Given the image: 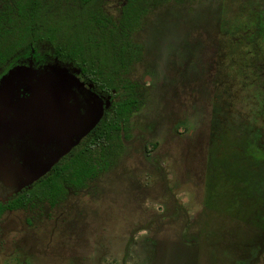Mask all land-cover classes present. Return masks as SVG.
Returning a JSON list of instances; mask_svg holds the SVG:
<instances>
[{
	"label": "rangeland",
	"instance_id": "374dc122",
	"mask_svg": "<svg viewBox=\"0 0 264 264\" xmlns=\"http://www.w3.org/2000/svg\"><path fill=\"white\" fill-rule=\"evenodd\" d=\"M125 1L102 0L103 9L118 21ZM134 40L147 49L146 56L126 78L141 82L148 73L154 84L140 85L144 105L130 119L132 139L109 176L102 175L79 195L88 207L82 205L77 217L73 212L62 216L72 232L76 219L95 210L96 223L86 230L89 239L67 241L51 228L41 230L42 223L30 218L44 219L48 207L35 200L31 211L3 221L9 228L6 224L0 240V264H264V0H169L144 17ZM52 52L42 44L8 65L12 72L1 73L0 82L14 74L0 84L3 107H15L21 115L17 106L27 93H16L30 80L70 90L81 106L91 112L97 108L90 95L76 93L66 65L37 69L53 61ZM175 102H182L183 109L173 108ZM25 105L23 119L31 115L43 123L52 115L41 104ZM177 123L176 128L186 129L179 137L171 132ZM4 130L9 129L0 123V142H6L0 181L27 168L34 149L27 138L21 147L11 140V131L34 136L28 121ZM168 130L178 145L171 153ZM207 140L214 151L209 160L203 148ZM141 144L149 145L150 160L136 147ZM138 160L145 167L136 175L135 188L130 176L137 169L129 168H138ZM102 232L107 243L101 244Z\"/></svg>",
	"mask_w": 264,
	"mask_h": 264
},
{
	"label": "trees",
	"instance_id": "16d2710c",
	"mask_svg": "<svg viewBox=\"0 0 264 264\" xmlns=\"http://www.w3.org/2000/svg\"><path fill=\"white\" fill-rule=\"evenodd\" d=\"M99 1L1 0L0 71L29 49L49 44L59 59L79 68L82 80L92 82L102 93L116 92L118 101L110 111L104 133L107 140L104 123L89 136L93 137L91 145L98 138L99 144H107L110 149L109 146L122 144L121 133L129 138V119L140 105L135 87L123 79L140 57V46L134 43L132 35L154 7L169 0H126L120 25L103 15ZM82 143L36 180L40 183H35L33 190L23 191L9 205L0 203V214L6 209L23 207L40 196L50 203L63 201L69 187L83 188L85 179L107 169L89 163L93 159L87 153L88 146ZM99 154L92 151L93 156ZM102 154L104 160L111 162L118 152L103 150Z\"/></svg>",
	"mask_w": 264,
	"mask_h": 264
},
{
	"label": "flooded vegetation",
	"instance_id": "af4514ba",
	"mask_svg": "<svg viewBox=\"0 0 264 264\" xmlns=\"http://www.w3.org/2000/svg\"><path fill=\"white\" fill-rule=\"evenodd\" d=\"M125 4H126V1H125ZM125 4L123 5V7L121 9V17H120V19L118 21H115L103 9L102 0L99 1V6H100V8H101V10L103 12V15L105 17H107L108 19H110V21L112 23L117 24V25H120V23H121L122 16H123V9H124ZM1 5H2V2H1ZM0 8H1V6H0ZM141 27H142V21H141V25L138 28V30L132 35L134 43L138 44L140 46V57L132 65V67L130 68L129 72L126 75H128L130 73V71H132L133 69H136L138 66H140L142 64V62L144 61V57L146 56L147 49H145V47L143 49V46L140 43L135 42V40H134L135 35L137 33H139ZM47 45H49V44H47ZM38 46H40V45H38ZM38 46H36V47H38ZM36 47H34V48H36ZM34 48H32V49H34ZM30 50L31 49H29V51ZM52 51H53V49H52ZM52 53H53L52 60L55 63L53 61L52 62L49 61L50 63H46V64H42V65L36 66L37 69L41 68V67H45V65L48 66V65H52V64H54L55 67H57V69H59L60 66H65L66 65L67 69H65V70L70 75L74 76L73 80H74L75 83L73 82V80L70 81V82L75 84V86L77 88L76 93L79 92L80 94L90 95L87 98L92 103H96L97 104V108L93 112H91L89 107L81 106V103L77 100V97L75 98L70 90H65V91L62 92L60 88H57L55 86L56 89H53L51 92L56 91L57 92V98H54V99H50L49 98L47 100L51 104V106H49V107H53V109L55 108L57 110V113L54 116L58 120V122H57L58 126L61 127V129L63 128L64 131L60 132L58 130L60 135L56 132V130L54 132H50L49 133L51 136H53L54 139H59V138H61V139H59L56 143H55V141L52 142L53 139L49 140L48 143H46L47 146L50 147L49 148L50 149L49 152H53V153H56V154H51L49 156L48 155H43L41 157L42 160L40 162H44L45 163L46 161L49 160L48 161V165L52 164L54 162L53 160H55V158H58V160L62 159L64 156L68 155L74 148H76L78 145H80L84 141V143H82V145L84 147H86V145L88 146L87 153H88L89 157L91 159H93L92 162H89V163H91L93 166H95V168H107V169L99 172L98 175L95 176V177H91V178L85 179V181H84L85 186L83 188L73 189V188L69 187L68 188V193L66 194L65 198L63 199V201H60V202H57V203H50L48 200L44 199V197L40 196V198L36 197L35 199H32L31 201H28L26 203V205L23 206V207H18V208H12V209L4 210L0 214V240L2 239L3 236H5L4 232H5L6 224H7V227L9 228V223H8L9 221L5 224V226L3 225L4 224L3 221L6 218L8 219L9 216H11L13 214H15L17 216L19 213H25L28 210L31 211L30 207H33V203H34L35 200H38V202H41V203L45 204L46 207H48L47 215L45 216L44 219H42V218L39 219V218H36V217L30 218L31 222L36 221V222H41L42 223V225L40 226L41 230L43 229V226L48 228V229L51 228L55 232L53 234L54 236H58V233L60 235L63 234V237H58V238H62L63 240L66 239L67 241H69V239H75V241H77L79 239H84V238L89 239V234L86 232V230H88V227L90 225H92L93 223H96V221L94 220L95 219L94 216H92V214H93V212L95 210H92L91 212H89V210L87 209V212L85 211V213L82 215L84 220L78 221L76 219V224H75V227L72 228V230H73L72 232H70L69 230L66 229V225L62 222V216L66 215L68 213L70 214V213L73 212L75 214L73 217H77L76 213L80 210L82 205L85 206V204H86L87 207H88L87 202H84L83 200L79 199V195L81 193H83V194L86 193V191H88L89 186L92 185L93 183L97 182L98 179L102 175L105 174V176H106V174H107V176H109L108 175L109 171L112 170L115 167L118 159L125 152V148L129 145L128 142L132 139L131 129H130V119H131V117L133 115H137L140 112V109L143 108L142 106L144 105V103H143L144 100H143L141 94L139 93V89L142 88V86H140V85H148V87L150 88L154 84V80H153L152 74H148L147 73L145 78L141 82L140 81L132 82V81H130V80H128L126 78V75H124L123 79L129 81V83H132V85L135 87V93H136V95L138 97V101L140 102L139 107L137 108V110L134 113H132V115H131V117L129 119V138L125 139L124 133H121L122 144L112 145V146L108 145L110 147V149H107V144L103 145V146H102V144H99L100 140L98 138L96 140V144L95 145H93V144L91 145L90 143H91V140L93 139V137H89V136L95 131V129L99 126V124L104 123V124H102L103 130H104L103 134L106 133V126L109 123L110 111L115 107V102L118 101V98L115 96L116 92L114 91L112 94H105V93H102L101 91H98L97 88L95 87V85L92 82L85 81V80L81 79L82 78L81 71L72 62H70V61L64 62L61 59H59L54 54V52H52ZM18 58H20V57H18ZM18 58H17V60H19ZM14 61H16V60H14ZM69 63L73 67L69 66ZM61 64H64V65H61ZM9 71H11V70H9V68L7 67L5 70L0 71V74L1 73H8ZM0 79H2V77ZM61 85H62V83H61ZM104 98H107L108 107H106V104H104V100H103ZM67 99H68V101H67ZM63 100L67 101L66 108H64L65 110H60L61 107H62V101ZM171 101H173V100L171 99ZM181 103L182 102H179V103L175 102V104H173V103H171V104H172L173 108L174 107L175 108H180V110H182L183 109V105ZM59 106H60V109H59ZM99 109H101V113L98 116ZM75 110H77L78 112L75 113ZM62 111H64L65 114H63ZM94 112H96V113H94ZM181 117H183V116H181ZM186 124H187V122H186ZM40 125L42 127H39V132L41 134H43V132L45 130L44 128L46 127V122H43V123L38 122V126H40ZM183 125H184V123H183ZM177 126H178V123L174 125L175 128L171 129V132L174 133V130H175L176 131V135L179 137L180 134H178V133L185 132L186 129H184V128L183 129L176 128ZM54 127H56V126L54 125ZM169 130H168V132H169ZM189 132H187V134H189ZM174 134H171L169 132V136L171 138V140H170L171 145L170 146L167 145L168 148H166V149L170 153L174 152L173 148L178 147L177 144H174ZM104 137H105V141H106L107 137L105 136V134H104ZM207 142H208V147H203V148L208 152V157H207L206 160H209V159H211L213 157L212 153L214 151L209 148V146L210 147L212 146L211 144H209V140H207ZM16 143H17V141H16ZM148 146L149 145H146V144L136 145V147L140 149L142 155L146 159L150 160L151 156L148 154V148H147ZM179 147L184 148V145H180ZM152 148H156V146H150V149H152ZM213 148H215V147H213ZM103 150H105V151L109 150L110 152H118V154L113 156V160L111 162L110 161H106L103 158V154H102ZM85 151H86V149H85ZM92 151L97 152V154L100 152L99 156H93L92 155ZM181 151H183V150H181ZM64 152H67V153L62 155ZM186 152L188 153L189 151H186ZM57 154H60V155L57 156ZM183 154H184V152H182V155ZM59 156H61V157H59ZM137 157L138 156H136V158ZM53 164H56V162L53 163ZM137 164H138V168H137V166L135 164L133 165L134 166L133 168L132 167L129 168L130 170L137 169V171L134 170L133 174L130 176V178H132V180L134 181V183H132L133 186H135V183L139 182L138 177L136 179V175H139L140 174L139 172H141L143 170V168L145 167V165L140 160L137 161ZM184 164H185V162H184ZM40 165H44V164H40ZM186 167H188V166L184 165L183 169L187 170ZM50 171L51 170H49L47 173H45V175H47ZM102 179H103V184H105L107 178L104 177ZM37 182L38 181H35L30 186L19 188V185L21 184V182L18 181L17 183H15L14 181H11V180L9 181V180L3 179L2 181H0V203L3 204V205H9V203L12 202V200H14L15 197L19 196V194H21L23 191H25V190H33L34 187H35V183H37ZM38 183H40V182H38ZM135 188H136V186H135ZM125 190H126V187L124 188L123 191H125ZM124 194L125 193H123V195ZM134 195H136V194H134ZM69 203H70V205L74 206V209H71V210H66V209L62 210V209H60L61 206H63L64 204L68 205ZM90 203H92V202H90ZM27 213H29V212H27ZM100 214L104 215V212L100 211ZM135 219H136V222L139 220V219H137L136 215H135ZM27 221L29 222V220H27ZM134 223H135V220H134ZM2 225L4 226V228H2ZM137 225H139V224H137ZM62 228H64V229H62ZM68 234H69V236H67V238H64ZM97 235H99V234H96V232H94L91 235V237L95 236V239H96ZM101 235H102L101 244L107 243L105 234H103V232H102ZM70 243H72V242L70 241ZM94 243L97 245V243H99V240H95ZM183 244L186 247H191V248L194 247V246H188L186 244V242H184V241H183Z\"/></svg>",
	"mask_w": 264,
	"mask_h": 264
},
{
	"label": "water",
	"instance_id": "95a60500",
	"mask_svg": "<svg viewBox=\"0 0 264 264\" xmlns=\"http://www.w3.org/2000/svg\"><path fill=\"white\" fill-rule=\"evenodd\" d=\"M27 69L29 68H25L23 71H27ZM20 69H18L19 72ZM12 72V71H11ZM17 72V73H18ZM14 74L10 73V75H8V77H5L4 80H2L0 82V84H4L7 83V81L10 79V77ZM66 81H68V79H65ZM69 81H72L71 78H69ZM45 83V82H43ZM41 83L37 84V83H33L30 80H27L25 82V84H23L19 90L17 91L16 95L17 96H22L25 95V93H27L26 97H22L25 98L26 100H23L21 104H19L17 107L20 108L21 110V115H18V111H14L15 107L11 108H5L3 107V105L0 103V123L5 124L6 128H8L9 130H15L18 128L19 125H22L25 121H28L33 129V137H28V136H19L17 135V132L13 133L11 131V139H15L17 141V145L19 147H21L22 145L26 144L27 139L29 140L30 144H33L34 149L32 151H29L30 153V159L31 161L28 163L27 168L23 167V168H19L15 173H16V177L15 178H10L8 179L6 176L5 180H11L14 182H18L21 181L20 184V188L26 187V185L28 184H32L33 182H35L36 180H38L40 177H42L43 175H45V173H47L50 168L54 165L53 163L57 162L58 158H55V160H53L54 162L52 164L48 165V161L44 162H40L42 159L41 157L43 155H51V154H56L53 152H49V148L46 144V141L48 140H52L54 139L53 136H51L49 133L50 132H54L56 130V132L59 134V126H58V120L55 118V114L57 113V110L53 107H49L51 106V104L48 102L47 99H54L57 98L53 95H49V93L53 90L56 89L55 86L56 85H52L51 83L47 86V87H41L40 86ZM21 97H19L20 99ZM12 99H15L12 98ZM25 104H29V105H38L41 104L44 109H46L47 107H49L52 110V115H47L44 122H46V127L44 128V132L43 134H41L39 132V126H38V122L35 121L34 117H32L31 115H26V119H23L24 116V112H25ZM11 111H14V113H12ZM63 114L64 111H62ZM17 123V126L14 127V123ZM54 125L56 127H54ZM9 130H4V131H9ZM30 133V132H28ZM60 135V134H59ZM27 138V139H26ZM23 140V142H21ZM5 140H3V142H0V151L3 144H5ZM47 146V147H45ZM67 152H64L62 155H64ZM60 154H57V156ZM61 155V156H62ZM59 156V157H61ZM40 164H44V165H40ZM48 165V166H47Z\"/></svg>",
	"mask_w": 264,
	"mask_h": 264
},
{
	"label": "crops",
	"instance_id": "0c3cea01",
	"mask_svg": "<svg viewBox=\"0 0 264 264\" xmlns=\"http://www.w3.org/2000/svg\"><path fill=\"white\" fill-rule=\"evenodd\" d=\"M49 95H53V96L57 97V92L56 91L51 92V93H49ZM59 139H61V138H59ZM59 139H53L52 142L55 141V143H56ZM46 143H48V140L46 141Z\"/></svg>",
	"mask_w": 264,
	"mask_h": 264
}]
</instances>
